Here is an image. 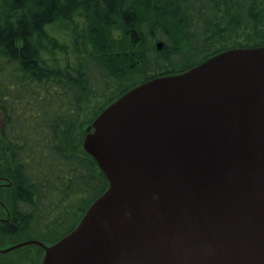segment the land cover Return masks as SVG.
Segmentation results:
<instances>
[{
  "label": "water",
  "instance_id": "1",
  "mask_svg": "<svg viewBox=\"0 0 264 264\" xmlns=\"http://www.w3.org/2000/svg\"><path fill=\"white\" fill-rule=\"evenodd\" d=\"M82 147L107 188L56 242L0 253L35 244L40 264H264V46L135 85Z\"/></svg>",
  "mask_w": 264,
  "mask_h": 264
},
{
  "label": "trees",
  "instance_id": "2",
  "mask_svg": "<svg viewBox=\"0 0 264 264\" xmlns=\"http://www.w3.org/2000/svg\"><path fill=\"white\" fill-rule=\"evenodd\" d=\"M259 46L264 0H0V245L56 242L107 188L81 144L85 101L124 82L107 106L143 81ZM43 253L29 244L0 264Z\"/></svg>",
  "mask_w": 264,
  "mask_h": 264
},
{
  "label": "rangeland",
  "instance_id": "3",
  "mask_svg": "<svg viewBox=\"0 0 264 264\" xmlns=\"http://www.w3.org/2000/svg\"><path fill=\"white\" fill-rule=\"evenodd\" d=\"M120 33L121 32L117 28H113V30H112L113 37L118 38L120 36ZM248 40L245 37L236 38L237 43H245ZM192 60H194V59H192ZM134 74L133 75H134L135 79H138L139 78L138 75L136 73H134ZM123 85H124V82H119V83H117V86L115 88H113L111 90V92L106 94L104 97L85 101V103L83 104V111H82V118H81L82 121L84 122V124L82 126V130L87 131V127H90L93 119L104 108V106L108 102L109 98L111 96L117 94L116 92L119 91V89L122 88ZM84 136H83V138H84ZM82 141H81V144H82ZM3 243H1L3 245H0L1 246L0 249L8 247L7 245L9 243H7V242H3Z\"/></svg>",
  "mask_w": 264,
  "mask_h": 264
},
{
  "label": "flooded vegetation",
  "instance_id": "4",
  "mask_svg": "<svg viewBox=\"0 0 264 264\" xmlns=\"http://www.w3.org/2000/svg\"><path fill=\"white\" fill-rule=\"evenodd\" d=\"M119 30V29H118ZM120 31V30H119Z\"/></svg>",
  "mask_w": 264,
  "mask_h": 264
}]
</instances>
